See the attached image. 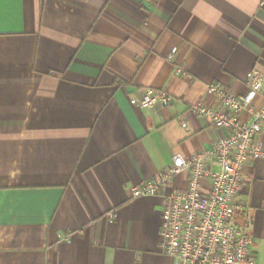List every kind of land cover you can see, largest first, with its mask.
I'll list each match as a JSON object with an SVG mask.
<instances>
[{
	"label": "crops",
	"instance_id": "1",
	"mask_svg": "<svg viewBox=\"0 0 264 264\" xmlns=\"http://www.w3.org/2000/svg\"><path fill=\"white\" fill-rule=\"evenodd\" d=\"M251 70L264 0H0V264H175L161 214L189 173L131 188L225 134L189 107L218 105L209 84L244 94ZM145 89L175 101L142 108ZM241 183L234 223L264 264V161Z\"/></svg>",
	"mask_w": 264,
	"mask_h": 264
},
{
	"label": "built area",
	"instance_id": "2",
	"mask_svg": "<svg viewBox=\"0 0 264 264\" xmlns=\"http://www.w3.org/2000/svg\"><path fill=\"white\" fill-rule=\"evenodd\" d=\"M174 53L167 56L168 61L173 60ZM243 83L246 92L242 95L209 84L207 94L215 96L218 105L210 108L198 101L189 107L225 134L190 160L173 156L165 172L131 188L134 198L156 196L174 176L189 173L186 188L169 196L161 214V249L175 264H257L251 253V238L233 218L242 190V170L251 160L264 161V105L256 107L253 103L264 90V75L248 71ZM174 101L163 90L145 89L139 105L168 106ZM202 181L208 183L207 189L202 188Z\"/></svg>",
	"mask_w": 264,
	"mask_h": 264
}]
</instances>
